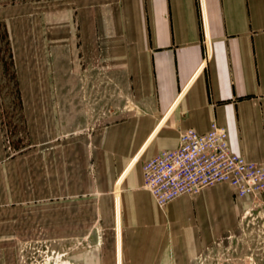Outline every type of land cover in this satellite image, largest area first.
Wrapping results in <instances>:
<instances>
[{
	"label": "crops",
	"instance_id": "0c3cea01",
	"mask_svg": "<svg viewBox=\"0 0 264 264\" xmlns=\"http://www.w3.org/2000/svg\"><path fill=\"white\" fill-rule=\"evenodd\" d=\"M79 9L89 13L80 20L81 59L102 66L111 91L129 87L131 98L120 130L107 133L125 172L110 187L120 190L83 201L89 207L75 203L74 218L89 211L101 220L104 204V218L119 221L111 264H195L239 212L230 189L160 208L144 173L126 177L142 155L145 164L177 149L182 131L205 134L214 122L233 152L264 164V0H81Z\"/></svg>",
	"mask_w": 264,
	"mask_h": 264
},
{
	"label": "rangeland",
	"instance_id": "374dc122",
	"mask_svg": "<svg viewBox=\"0 0 264 264\" xmlns=\"http://www.w3.org/2000/svg\"><path fill=\"white\" fill-rule=\"evenodd\" d=\"M80 3L0 0V264H111L120 244L104 204L101 220L73 212L120 190L110 187L125 172L107 133L120 130L131 98L81 59ZM146 159L126 178L143 177ZM223 187L239 212L195 264H264V194L237 200Z\"/></svg>",
	"mask_w": 264,
	"mask_h": 264
},
{
	"label": "built area",
	"instance_id": "2783aa9c",
	"mask_svg": "<svg viewBox=\"0 0 264 264\" xmlns=\"http://www.w3.org/2000/svg\"><path fill=\"white\" fill-rule=\"evenodd\" d=\"M143 172L144 188L160 208L217 185H228L241 199L264 194V164L233 152L227 129L217 122L205 134L182 131L179 147L147 161Z\"/></svg>",
	"mask_w": 264,
	"mask_h": 264
}]
</instances>
